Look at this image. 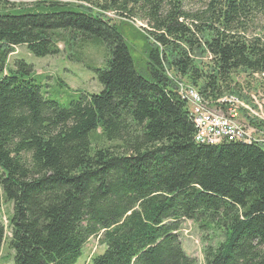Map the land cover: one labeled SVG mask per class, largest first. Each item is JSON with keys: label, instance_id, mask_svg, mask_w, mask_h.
Segmentation results:
<instances>
[{"label": "trees", "instance_id": "obj_1", "mask_svg": "<svg viewBox=\"0 0 264 264\" xmlns=\"http://www.w3.org/2000/svg\"><path fill=\"white\" fill-rule=\"evenodd\" d=\"M77 1L99 9L43 0L0 10V211L13 205L11 264H77L92 238L105 251L90 264H197L183 248V221L224 233L204 264H264V146L197 143L177 85L185 81L225 113L232 106L222 99L232 97L256 109L254 97L264 99V0ZM107 12L150 26L137 31L143 66L129 23ZM258 21L259 34L249 35ZM21 46L85 64L101 91L51 99L26 61L9 67ZM240 74L258 95L243 91ZM247 112L240 107L264 131ZM5 243L0 217V257Z\"/></svg>", "mask_w": 264, "mask_h": 264}, {"label": "rangeland", "instance_id": "obj_2", "mask_svg": "<svg viewBox=\"0 0 264 264\" xmlns=\"http://www.w3.org/2000/svg\"><path fill=\"white\" fill-rule=\"evenodd\" d=\"M39 1L43 0H2V2H0V10L4 7L6 9H11L14 6L17 7L20 5L32 7L34 3ZM90 1L101 2V0ZM71 2L76 3V5H84L86 7L92 6L88 1L81 2L77 0H71ZM201 6L190 5L186 7V11L195 12L197 10L204 9L201 8ZM92 8L94 10L99 9L95 6H92ZM105 16L112 19L116 23H118L119 21H124L126 22V24L129 23L126 26L125 30L127 35L129 36L131 47L132 49H134L133 53L138 61V65L141 64L143 66L146 61V57L144 54L145 44L138 36V32L139 30H149L151 29L150 26H148L146 22L142 21L140 17H135L133 20H130L120 16L116 12H107ZM262 26L263 22L258 21L257 24L250 30L249 35L259 34ZM60 48L63 50V46H61ZM89 54L90 58H92L96 65L94 67L98 66L99 68H102L103 57L94 53V51H90ZM16 60H24L29 65H31L33 75L44 78L43 83L45 85L44 89L47 93V96L61 103H67L68 101L75 99L79 93L93 94L101 91L102 87L97 80V75L94 70L87 68L83 63H77L68 60L63 54L39 58L32 55L25 46H21L17 47L15 49V52L10 55V68L14 66ZM169 75L172 77L173 73H169ZM235 79L238 81V83H240L243 91H245L247 94L251 93V95L256 96L258 95V93H256L255 91H261L259 86L257 87L256 82L254 80L252 81V79H249L245 74L237 75ZM176 81L179 82L178 78L176 79ZM180 84L190 88V85H187L185 81ZM257 97L261 98L259 95L256 96L257 101H259V105L255 103L256 109H252V106H247L243 102H240V104L241 107L248 110V112L244 115L245 117H249L251 115L264 122V102L260 101ZM236 106V109H240V106L238 104H236ZM237 122L240 123L239 121ZM245 124L249 125V122H246ZM251 132L253 133V131ZM258 136L261 137V144L262 146H264V131H260ZM12 214L13 205L4 204L0 211V217L1 219H3L6 226V243L2 250L0 264H11V257L13 253L11 250H9L8 246L10 237L8 220ZM180 234L183 248L186 254L195 259L197 264H204L205 250L208 247H217L224 240V233L221 230H217L215 227H212L208 230L203 231L200 229L199 225L191 221H183ZM104 251L105 247L100 246L96 238H92L84 247L83 255L81 256L77 264H90L91 259L94 256L102 254Z\"/></svg>", "mask_w": 264, "mask_h": 264}, {"label": "built area", "instance_id": "obj_3", "mask_svg": "<svg viewBox=\"0 0 264 264\" xmlns=\"http://www.w3.org/2000/svg\"><path fill=\"white\" fill-rule=\"evenodd\" d=\"M178 91L181 96L187 101L190 114L193 120L198 123V142H208L220 144L223 141H259L262 139L259 135L260 131L245 124L246 119L243 118L239 111L240 109L231 108L228 112H223L219 109L211 107L208 102H201L196 98V94L185 85L177 83ZM264 102V99H259ZM254 101L259 105L256 97ZM228 103L232 106V100L222 99V103ZM239 121L240 123H238ZM246 125V126H244ZM253 131V133L251 132Z\"/></svg>", "mask_w": 264, "mask_h": 264}, {"label": "bare ground", "instance_id": "obj_4", "mask_svg": "<svg viewBox=\"0 0 264 264\" xmlns=\"http://www.w3.org/2000/svg\"><path fill=\"white\" fill-rule=\"evenodd\" d=\"M193 91V94H196V98L201 101V102H205L202 97L200 96V94L195 90V89H191ZM224 100H232V107L235 108L237 107L236 104H238L240 107H241V104H240V101H238L236 98L232 97V98H229V99H224ZM235 104V105H234ZM216 105V104H215ZM253 108V107H252ZM236 109V108H235ZM195 125H196V128H197V133H196V136H195V141H197L198 139V123H196L194 121ZM245 143H252V142H247V141H243ZM200 144H206V145H218V144H214V143H208V142H198Z\"/></svg>", "mask_w": 264, "mask_h": 264}]
</instances>
